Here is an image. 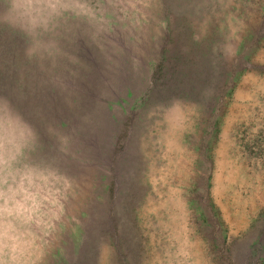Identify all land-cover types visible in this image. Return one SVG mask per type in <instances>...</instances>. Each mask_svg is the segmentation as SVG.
Masks as SVG:
<instances>
[{"label": "rangeland", "instance_id": "374dc122", "mask_svg": "<svg viewBox=\"0 0 264 264\" xmlns=\"http://www.w3.org/2000/svg\"><path fill=\"white\" fill-rule=\"evenodd\" d=\"M88 3L43 66L0 25V95L41 136L0 199L5 245L20 264H264V0ZM165 47L183 62L160 79Z\"/></svg>", "mask_w": 264, "mask_h": 264}, {"label": "clouds", "instance_id": "9594fccd", "mask_svg": "<svg viewBox=\"0 0 264 264\" xmlns=\"http://www.w3.org/2000/svg\"><path fill=\"white\" fill-rule=\"evenodd\" d=\"M89 8L88 0H0V25L21 34L26 43V57L43 66L52 62L59 51L56 34L60 21L70 16L92 26ZM183 103L181 99L173 100L168 111ZM48 131L53 135L50 128ZM59 139L63 150L65 141L61 137ZM40 147L41 136L36 126L9 97L0 95V199H3L4 190L11 181L26 176L36 166L32 155ZM4 211L0 206V215ZM0 264H20L15 250L5 245L2 228Z\"/></svg>", "mask_w": 264, "mask_h": 264}, {"label": "trees", "instance_id": "16d2710c", "mask_svg": "<svg viewBox=\"0 0 264 264\" xmlns=\"http://www.w3.org/2000/svg\"><path fill=\"white\" fill-rule=\"evenodd\" d=\"M173 11H175V10H173ZM174 13L175 12L172 13L170 10L167 11L168 20L170 22H171V20L175 19ZM173 40L174 39H171V41H173ZM165 48L166 49H164V53L161 55V57L157 63V66H156L157 67L156 78H160V79L163 78L165 75L169 74L171 71H173L175 64L183 62V59H180L179 56H175V59H174V56H169V52H168L169 47H165ZM84 62H85V60H84ZM86 63L89 64L88 61H86ZM88 66H91V65H88ZM152 84H153V81H152ZM152 88H153V85L147 91V95H150Z\"/></svg>", "mask_w": 264, "mask_h": 264}]
</instances>
